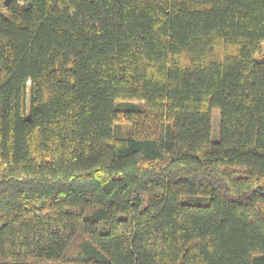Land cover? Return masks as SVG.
<instances>
[{
	"label": "trees",
	"instance_id": "1",
	"mask_svg": "<svg viewBox=\"0 0 264 264\" xmlns=\"http://www.w3.org/2000/svg\"><path fill=\"white\" fill-rule=\"evenodd\" d=\"M0 264H264V0H0Z\"/></svg>",
	"mask_w": 264,
	"mask_h": 264
},
{
	"label": "rangeland",
	"instance_id": "2",
	"mask_svg": "<svg viewBox=\"0 0 264 264\" xmlns=\"http://www.w3.org/2000/svg\"><path fill=\"white\" fill-rule=\"evenodd\" d=\"M218 128H219V112L217 109L211 110V138L218 137Z\"/></svg>",
	"mask_w": 264,
	"mask_h": 264
}]
</instances>
